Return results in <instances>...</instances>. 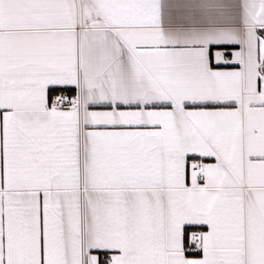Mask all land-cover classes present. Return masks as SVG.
Here are the masks:
<instances>
[{"label": "crops", "instance_id": "obj_1", "mask_svg": "<svg viewBox=\"0 0 264 264\" xmlns=\"http://www.w3.org/2000/svg\"><path fill=\"white\" fill-rule=\"evenodd\" d=\"M106 258L264 264V0H0V264Z\"/></svg>", "mask_w": 264, "mask_h": 264}, {"label": "built area", "instance_id": "obj_2", "mask_svg": "<svg viewBox=\"0 0 264 264\" xmlns=\"http://www.w3.org/2000/svg\"><path fill=\"white\" fill-rule=\"evenodd\" d=\"M53 107L56 110H63V111H79L80 113H83V104L80 99L73 97L72 95L68 93H60L54 103ZM204 168L202 165H199L196 169V172L200 175L203 172ZM201 250V247L199 246H193L191 247L189 253L197 254ZM107 264H115V261L113 258H106L105 259Z\"/></svg>", "mask_w": 264, "mask_h": 264}]
</instances>
